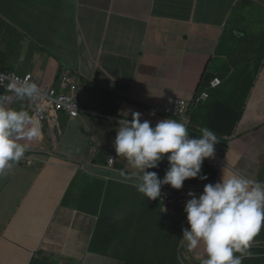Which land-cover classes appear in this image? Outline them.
<instances>
[{
    "label": "clouds",
    "instance_id": "clouds-1",
    "mask_svg": "<svg viewBox=\"0 0 264 264\" xmlns=\"http://www.w3.org/2000/svg\"><path fill=\"white\" fill-rule=\"evenodd\" d=\"M32 1L3 0L0 30L12 23L25 30L32 49L42 50L40 38L48 28L47 48L56 76L51 84L43 71L20 75L0 65V264H13L10 254L16 230L10 205L38 197L57 206L47 229L55 240L67 238L80 217L91 218L92 223L81 255L67 254L51 243L44 247L24 241V264H119L121 260L128 264L138 258L151 263L156 252L183 249L190 264L264 262V145L246 142L243 161L231 167L228 156L235 136L222 134L213 123L226 126L236 120L242 100L231 93L235 83L225 86L216 78L193 97H169L164 118L157 122L131 110V118L126 113L118 126L111 125L110 116L75 115L69 109H108L117 70L101 58H92L87 73L82 61L71 60L66 51L74 45L89 49V20L102 17L104 28L110 29L111 4L117 0H36L43 17L27 15ZM151 1L158 0H139ZM101 48L98 42L97 50ZM216 81L221 84L215 86ZM86 124L93 127L85 128ZM97 130L104 133L99 141ZM215 171L221 175L215 177ZM99 181L120 186L128 196L127 191L135 188L145 203L157 200L148 210L153 208L150 225L159 243L151 241L134 221L126 220L131 215L127 200L117 197L107 227L71 199L70 188L80 187L78 182L90 187ZM36 211L32 209V218ZM98 228L100 235L92 243ZM127 228L137 239L122 241L120 246L115 236L126 234ZM194 250L201 259L192 255ZM256 252L259 255L253 256Z\"/></svg>",
    "mask_w": 264,
    "mask_h": 264
},
{
    "label": "crops",
    "instance_id": "crops-1",
    "mask_svg": "<svg viewBox=\"0 0 264 264\" xmlns=\"http://www.w3.org/2000/svg\"><path fill=\"white\" fill-rule=\"evenodd\" d=\"M111 9L114 14L110 29L104 28L102 17L95 22L89 20L86 29L92 58H101L111 70H117V85L111 89L107 102L111 125L118 126V121L126 113L130 119L129 110L138 111L157 122L164 118V105L169 97L186 99L197 95L206 77L238 76L231 93L241 97L242 102L237 106L243 113L240 119L227 123L235 125L234 129H220L224 135L235 136L228 164L231 167L240 165L246 142L264 145V0H158L148 3L117 0L112 2ZM26 12L28 16L41 15L36 0ZM50 38L51 32L45 27L40 38L42 50L32 49L34 44H27L31 38L25 30L11 23L0 30V65L20 75L29 72L42 74L43 71L53 84L55 64L52 61L51 66L46 65L44 61V50L51 51L47 48ZM98 42L102 44L99 51ZM74 46L66 51L71 60H74L71 50ZM31 51L35 53L34 57ZM11 55L15 58L11 59ZM92 58L89 63L82 62L87 73L91 71ZM140 66H145L141 72L138 71ZM243 72L249 75H243ZM76 128L80 129L79 126ZM214 174L219 177L221 172L215 171ZM78 185L80 187L70 188L71 199L82 207L84 213L109 227L108 218L116 207L117 197L124 190L104 181L90 187L82 186V182ZM127 192L137 205L128 202L131 215L126 220L134 221L148 233L151 241L159 243V236L150 225L152 212L147 213L157 200L141 202L132 195L133 191ZM54 199L52 195L49 200L53 202ZM10 206L13 207L11 216L16 230L15 248L10 254L13 264H18L13 253L17 256L26 253L22 245L24 241L44 247L51 243L52 248L65 251L75 228L64 240L51 237L47 229L56 215V205L41 202L38 197L37 201H19ZM33 208L37 209L35 218L31 216ZM79 219L78 226L90 222L87 233L82 234L80 240L73 241L74 255L82 254L92 223L88 217ZM129 230L127 228L126 234L115 236L121 240L120 246L122 241H136L137 235L130 234ZM123 253L127 252L124 250ZM258 255L256 252L253 256ZM24 261L25 258L20 264ZM34 264L55 263L38 261ZM119 264L126 262L121 260ZM247 264L264 262L250 260Z\"/></svg>",
    "mask_w": 264,
    "mask_h": 264
},
{
    "label": "trees",
    "instance_id": "trees-1",
    "mask_svg": "<svg viewBox=\"0 0 264 264\" xmlns=\"http://www.w3.org/2000/svg\"><path fill=\"white\" fill-rule=\"evenodd\" d=\"M4 2L3 0H0V5H2ZM72 54H73V58L74 60H80L83 62V64L89 63L91 62V58H92V52L90 49L83 47V46H74L72 49ZM243 75H249L248 72H243ZM216 79L215 77H206V79H204V83L202 85V89L203 90H207L210 87L211 82ZM222 81L224 82V85L227 86L229 84H232L234 82L237 81L238 76H230V75H225L222 78ZM90 84H87V87H89ZM228 98H230L232 100V98L229 95H224ZM223 97V96H222ZM243 113V111H237L235 113L236 119L238 120L240 118V115ZM222 119V118H221ZM224 122V121H223ZM213 123L219 127V128H227L229 127L230 129H234L235 125L233 124H226V126H221L216 124L214 121ZM97 140H101L104 137V133L100 132L99 130H97ZM131 190H133L134 192V197L139 201L142 200V194L139 193L135 188H130ZM135 192H137V195H135ZM120 198L127 200L129 203H135L137 205V203L135 202V200L133 198H131L130 196H128L125 193H122ZM160 211V213L163 216H166L167 214L164 213L161 209H158ZM90 221H87L85 224H82L78 227H76L72 234H71V239L67 242L66 247H65V252L67 254H73L74 252H76V249L73 248V241H77L80 240V236L82 234L87 233L88 231V223ZM96 235H100V228L97 229L94 237H93V241L92 243L95 241V236ZM184 252L185 249L183 250H177V251H162V252H156L154 257L152 258L151 263H143L140 261V259H135L133 261L128 262V264H190V261L187 260L184 256Z\"/></svg>",
    "mask_w": 264,
    "mask_h": 264
},
{
    "label": "rangeland",
    "instance_id": "rangeland-1",
    "mask_svg": "<svg viewBox=\"0 0 264 264\" xmlns=\"http://www.w3.org/2000/svg\"><path fill=\"white\" fill-rule=\"evenodd\" d=\"M31 54H32V57H34V54L35 53L33 51H31ZM10 58L11 59H14L15 56L14 55H11ZM31 61H32V58H31ZM44 61H45L46 65H50L51 66V63H52V55H51L50 52L44 51ZM44 90H45V88H44ZM69 112H71V113H73L75 115H86L88 113H92L93 112V113H96L97 115H100V116H110V110H108L106 108H98V109H96L94 111H91V110H79V109H69ZM92 127H93V125H89V124H86L85 125V128H92ZM165 161H167V158L166 157H165ZM152 209L153 208H150L149 210H147V213H150L152 211ZM253 245H254V242H253ZM199 248H200V250L202 252H204L203 245H200ZM252 249H253V247L250 249V251H252ZM191 253H192L193 256L197 257L198 259H201L200 256H196L195 250L192 251ZM191 253L188 254V256H187L188 259H190V260L192 259ZM13 257H14V260L18 264H20L21 261L26 257V253H24L23 255H19V256H17L15 253H13Z\"/></svg>",
    "mask_w": 264,
    "mask_h": 264
},
{
    "label": "built area",
    "instance_id": "built-area-1",
    "mask_svg": "<svg viewBox=\"0 0 264 264\" xmlns=\"http://www.w3.org/2000/svg\"><path fill=\"white\" fill-rule=\"evenodd\" d=\"M220 84H221L220 81H216V82L214 83L215 86H218V85H220Z\"/></svg>",
    "mask_w": 264,
    "mask_h": 264
}]
</instances>
